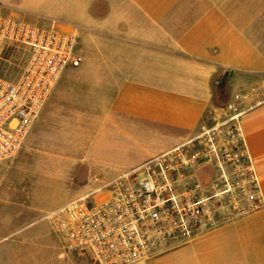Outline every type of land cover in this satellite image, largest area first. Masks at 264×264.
Returning a JSON list of instances; mask_svg holds the SVG:
<instances>
[{
	"label": "crops",
	"instance_id": "obj_1",
	"mask_svg": "<svg viewBox=\"0 0 264 264\" xmlns=\"http://www.w3.org/2000/svg\"><path fill=\"white\" fill-rule=\"evenodd\" d=\"M80 5L85 23L106 32L108 54L84 57L79 67L62 74L27 142L49 141L56 126L89 142L80 147L60 139V152L66 159L79 154L94 166L92 173L82 172L88 187L75 199L95 202L108 196L106 186L115 179L102 169L101 150L107 160L134 155L137 161L127 174L216 120L242 113L262 207L137 264H264V0H80ZM59 23L77 27L80 39L87 30ZM227 79L234 80L229 89ZM224 89L228 104L236 106L225 115L221 110L228 104L220 106L216 99ZM24 222L10 232V240L0 241V254H24L37 246L30 236L13 241L36 221Z\"/></svg>",
	"mask_w": 264,
	"mask_h": 264
},
{
	"label": "built area",
	"instance_id": "obj_2",
	"mask_svg": "<svg viewBox=\"0 0 264 264\" xmlns=\"http://www.w3.org/2000/svg\"><path fill=\"white\" fill-rule=\"evenodd\" d=\"M79 33L56 21L43 26L0 14V62L14 48L28 54L16 80L0 76V163L22 149L65 70L82 64ZM241 115H226L115 178L106 198H78L57 210L55 228L67 250L89 255L93 264H137L259 210L260 183Z\"/></svg>",
	"mask_w": 264,
	"mask_h": 264
},
{
	"label": "rangeland",
	"instance_id": "obj_3",
	"mask_svg": "<svg viewBox=\"0 0 264 264\" xmlns=\"http://www.w3.org/2000/svg\"><path fill=\"white\" fill-rule=\"evenodd\" d=\"M80 8V0H0V14L5 16L14 13L17 17L43 26H48L54 21L83 26L87 30L83 39L78 40L83 58L106 56V32L101 34L93 31L91 25L85 23L82 18ZM91 36H101L103 39L92 42ZM6 57L12 63H20V67H11L12 69L5 72L12 79H17L27 59L25 51L14 48ZM73 68L69 66L65 72H71ZM88 75L93 76L90 68ZM233 81L227 79L228 89L234 85ZM62 86L64 87L63 81L59 87ZM227 97L224 89L219 95L220 101H227L228 104ZM78 100L73 98L71 101ZM63 129L56 126L49 141L38 146H32L26 139L16 156L0 163V241L10 240V232L16 227L25 226L28 222L25 223L24 220L28 217L36 221L35 224L16 233L12 239L15 241L23 236H30L37 240V246L27 253L0 254V264H92L88 256H79L78 252L67 250L55 228L54 213L75 200L79 193L87 190L88 184L84 183L88 176L83 173L88 169L90 173L95 171L94 166L88 162L89 159H83L79 154L66 159L64 154H61L60 147L64 143L60 139H73L75 141L72 145L77 144L80 147L90 145L85 139H78L76 133L63 134L60 132ZM33 135L34 132L30 136ZM100 153L105 163L102 169L109 180L132 170L137 161L134 155L128 159H113L107 156V160L106 153L102 150ZM139 175L143 177V173ZM27 244L31 246L29 241ZM17 260L20 262L17 263Z\"/></svg>",
	"mask_w": 264,
	"mask_h": 264
},
{
	"label": "trees",
	"instance_id": "obj_4",
	"mask_svg": "<svg viewBox=\"0 0 264 264\" xmlns=\"http://www.w3.org/2000/svg\"><path fill=\"white\" fill-rule=\"evenodd\" d=\"M25 55H26V58H28V54L25 53ZM19 65H20V63H19ZM19 65H17L16 63H12L9 59H7V61L0 62V76H2L4 78H7V79H10V80H16V79H12L8 75H6L5 72H6L7 69H12L11 67H20ZM216 99H218L217 102H218V105H220V106H225L226 103H227V101H225V102L220 101L219 96Z\"/></svg>",
	"mask_w": 264,
	"mask_h": 264
}]
</instances>
